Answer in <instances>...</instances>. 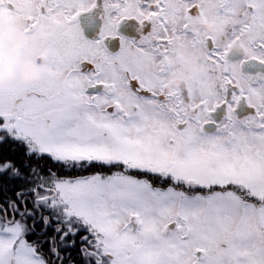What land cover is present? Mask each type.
<instances>
[{
  "label": "snow or ice",
  "instance_id": "6c2138e0",
  "mask_svg": "<svg viewBox=\"0 0 264 264\" xmlns=\"http://www.w3.org/2000/svg\"><path fill=\"white\" fill-rule=\"evenodd\" d=\"M204 2L0 0L46 65L0 87V264H264V0Z\"/></svg>",
  "mask_w": 264,
  "mask_h": 264
},
{
  "label": "clouds",
  "instance_id": "9594fccd",
  "mask_svg": "<svg viewBox=\"0 0 264 264\" xmlns=\"http://www.w3.org/2000/svg\"><path fill=\"white\" fill-rule=\"evenodd\" d=\"M211 6L205 0V9ZM197 27L211 32L215 31L217 25L213 21L202 18ZM251 38L250 34H245L239 40L227 42L229 51L238 54L250 53L251 50L247 47V41ZM5 44L8 46L5 47ZM26 46H28V41L18 29H13L11 32L6 28L0 29V87H6L11 82H38L40 76L46 71L43 60L26 57L21 53L20 50ZM176 50L181 54L186 67L180 75L169 77L165 85L166 91H171L190 79L195 74L199 59L204 55L201 51H191L187 46H181ZM15 107H19V105H15Z\"/></svg>",
  "mask_w": 264,
  "mask_h": 264
},
{
  "label": "flooded vegetation",
  "instance_id": "af4514ba",
  "mask_svg": "<svg viewBox=\"0 0 264 264\" xmlns=\"http://www.w3.org/2000/svg\"><path fill=\"white\" fill-rule=\"evenodd\" d=\"M84 24H86V26H87V27H85V25H84L86 34L88 36H92L94 34L95 28L94 27L90 28L88 23H87V20L84 21ZM121 32L126 34V35H129V36L135 35V31H134V28H133L131 22H129L128 24L122 25L121 26ZM109 46L112 47V45H109ZM247 110L248 109H247L246 103L242 101L241 104L238 107V113L243 114ZM213 116H214V118L219 119L220 116H221L220 110H218L217 113H214Z\"/></svg>",
  "mask_w": 264,
  "mask_h": 264
},
{
  "label": "trees",
  "instance_id": "16d2710c",
  "mask_svg": "<svg viewBox=\"0 0 264 264\" xmlns=\"http://www.w3.org/2000/svg\"><path fill=\"white\" fill-rule=\"evenodd\" d=\"M103 171H107L106 169H104ZM88 173H72V175H87ZM0 195H8V196H11V193H6V194H3V193H0ZM72 255L75 257L77 254L75 251L72 252Z\"/></svg>",
  "mask_w": 264,
  "mask_h": 264
},
{
  "label": "water",
  "instance_id": "95a60500",
  "mask_svg": "<svg viewBox=\"0 0 264 264\" xmlns=\"http://www.w3.org/2000/svg\"><path fill=\"white\" fill-rule=\"evenodd\" d=\"M84 21H86L87 20V18H82ZM87 23H88V21H87ZM85 25V27H87L86 26V24H84ZM89 25V24H88ZM90 28H93V27H91V26H89Z\"/></svg>",
  "mask_w": 264,
  "mask_h": 264
}]
</instances>
